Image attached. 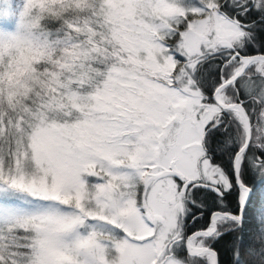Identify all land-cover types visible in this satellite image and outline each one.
Here are the masks:
<instances>
[{
  "label": "snow or ice",
  "instance_id": "snow-or-ice-1",
  "mask_svg": "<svg viewBox=\"0 0 264 264\" xmlns=\"http://www.w3.org/2000/svg\"><path fill=\"white\" fill-rule=\"evenodd\" d=\"M0 264H264V0H0Z\"/></svg>",
  "mask_w": 264,
  "mask_h": 264
}]
</instances>
